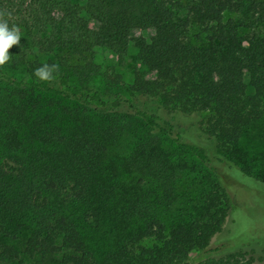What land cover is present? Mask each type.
<instances>
[{
  "label": "trees",
  "instance_id": "obj_1",
  "mask_svg": "<svg viewBox=\"0 0 264 264\" xmlns=\"http://www.w3.org/2000/svg\"><path fill=\"white\" fill-rule=\"evenodd\" d=\"M0 11L22 34L0 67V264H260L264 233L235 238L215 169L226 164L243 183L251 174L236 159L264 120V0H0ZM133 28L155 29L134 42L153 76L135 70L125 96L74 83L66 69L50 83L33 75L56 63L30 59L28 44L123 58ZM178 124L206 139L186 141ZM169 144L209 170L196 212L158 209V191L186 164Z\"/></svg>",
  "mask_w": 264,
  "mask_h": 264
},
{
  "label": "rangeland",
  "instance_id": "obj_2",
  "mask_svg": "<svg viewBox=\"0 0 264 264\" xmlns=\"http://www.w3.org/2000/svg\"><path fill=\"white\" fill-rule=\"evenodd\" d=\"M84 17L89 19L86 15ZM227 17L237 18L236 15L231 13L224 15V19ZM89 24L92 28L103 29L98 22L92 19H89ZM154 31L155 29L153 28L131 29L129 39L125 40L126 53L123 58H117L109 49L104 47L94 48L92 52L85 54L83 58L79 56H69L68 58L64 51L39 52L30 44L26 45V48L28 49L27 53L30 59L38 61L50 60L59 65L60 70L66 69L69 79L74 83L84 82L91 86H100L99 88H102L103 92L113 91L121 96H125L123 87L127 85L131 86L133 72L135 70L147 72V69L136 59L134 42L137 38L148 39L153 35ZM199 31L197 26L193 25L191 27L188 33L191 41H194L195 38L193 37ZM255 31L264 33V27H257ZM246 32L248 30H241V34ZM62 59H66V61L62 62ZM6 71L16 76H25L19 70L8 69ZM146 75L153 76L150 72H147ZM110 86L113 87L110 88ZM138 103L148 111H157L155 103L150 99H139ZM207 114L208 112L202 113L201 117L204 119ZM202 126L203 124H201ZM177 127L185 136L186 141H200L205 138L201 134L197 135L191 124L188 126L178 124ZM169 146L174 157L176 159L178 157L185 159L186 164L179 171V178L175 186L169 189L165 187L158 191V194L163 198L158 201V209L162 210L164 214L169 212L180 214L181 211L185 213L189 210L196 212L202 196L206 194L213 184L212 181L207 179L209 170L206 165L200 163L187 151H182L173 144H169ZM238 147L242 153L239 154L236 161L251 173L248 177L244 176V183L233 176L234 174L239 177L236 170L226 171V164L219 163L215 169L219 175L218 183L225 188L230 200L231 205L228 220L230 223L233 220L236 223L234 225L236 229L235 238L244 237L248 235L249 231L264 233V183L259 181L264 180V120L245 134ZM255 179L258 180L256 181ZM231 216H234V218L229 219ZM198 253V250H193L189 254V258L196 262L198 260ZM211 254L215 256L218 252ZM258 261L260 264H264V259Z\"/></svg>",
  "mask_w": 264,
  "mask_h": 264
},
{
  "label": "clouds",
  "instance_id": "obj_3",
  "mask_svg": "<svg viewBox=\"0 0 264 264\" xmlns=\"http://www.w3.org/2000/svg\"><path fill=\"white\" fill-rule=\"evenodd\" d=\"M7 15L9 14L0 11V67L11 60L9 50L13 46H18L22 37L19 26L16 24L10 26L8 19L5 18ZM59 71V65L44 63L34 70L33 75L39 82L50 83L56 79Z\"/></svg>",
  "mask_w": 264,
  "mask_h": 264
}]
</instances>
